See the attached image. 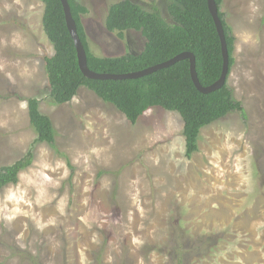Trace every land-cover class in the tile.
Listing matches in <instances>:
<instances>
[{
  "label": "rangeland",
  "instance_id": "obj_1",
  "mask_svg": "<svg viewBox=\"0 0 264 264\" xmlns=\"http://www.w3.org/2000/svg\"><path fill=\"white\" fill-rule=\"evenodd\" d=\"M97 57L139 54L145 39L105 28L120 0H79ZM157 9L165 2L131 0ZM235 38L227 79L233 112L201 129L184 157L183 122L152 108L130 124L82 87L56 105L44 58L52 47L39 0H0V168L33 154L0 191V264H264V0H222ZM55 130L35 143L27 99Z\"/></svg>",
  "mask_w": 264,
  "mask_h": 264
},
{
  "label": "trees",
  "instance_id": "obj_2",
  "mask_svg": "<svg viewBox=\"0 0 264 264\" xmlns=\"http://www.w3.org/2000/svg\"><path fill=\"white\" fill-rule=\"evenodd\" d=\"M43 4L42 27L51 44L52 54L44 58L48 96L56 105L70 102L84 87L104 103L112 105L130 124L149 109L159 108L177 113L183 122L184 157L190 159L198 150L201 129L230 113L243 118L244 109L233 97L226 83L219 90L200 93L190 76V62L181 60L174 65L135 80H92L81 72L76 49L67 29L60 0H39ZM165 2L169 22L157 9L147 10L131 0H120L109 6L105 28L120 41L127 31L139 32L145 39L143 50L114 58L97 57L91 53L82 18L88 9L79 0H67L78 37L86 53L87 67L98 74H128L162 64L182 53L194 57L195 71L202 87L214 84L222 71V51L207 0H161ZM224 31L229 70L234 64L235 38L224 19L222 0H214ZM28 122L35 143L53 145L55 130L50 119L39 109V101L27 99ZM30 151L11 165L0 168V191L18 183L19 174L31 166ZM188 250H179L176 264H183Z\"/></svg>",
  "mask_w": 264,
  "mask_h": 264
},
{
  "label": "water",
  "instance_id": "obj_3",
  "mask_svg": "<svg viewBox=\"0 0 264 264\" xmlns=\"http://www.w3.org/2000/svg\"><path fill=\"white\" fill-rule=\"evenodd\" d=\"M60 2H61L62 7H63L67 29L71 35V38L73 40V43H74V46L76 49L79 68H80L81 72L83 73V75L88 79L100 80V81H105V80H111V81L135 80V79H139V78H142L144 76H147L153 72L168 68V67L174 65L175 63L181 61V60L188 59L190 62V76H191L192 82H193L194 86L196 87V89L200 93H202V94L212 93L214 91L219 90L226 83L228 70H229L228 51H227V47H226L223 27L221 24V20L218 16V8H217L214 0H207V6H208L209 13L213 19L214 24H215L217 34H218L219 39H220L223 64H222V71H221V75H220L219 79L214 84H212L208 87H202L199 84L198 78L196 75V71H195L194 57L192 54L187 53V52L179 54L176 57L172 58L171 60L164 62L162 64L147 68V69L139 71V72H134V73L98 74V73H94V72L90 71L87 67L86 53H85V50L82 46V43L78 37L76 25H75V22L71 16L70 7L68 5V2H67V0H60ZM130 54H132V53H130ZM132 55H135V54H132Z\"/></svg>",
  "mask_w": 264,
  "mask_h": 264
}]
</instances>
